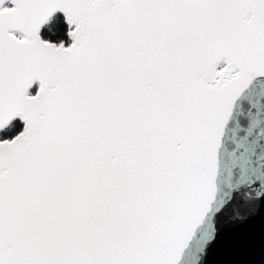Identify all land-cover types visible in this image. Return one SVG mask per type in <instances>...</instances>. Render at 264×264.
I'll return each mask as SVG.
<instances>
[{
	"label": "snow or ice",
	"instance_id": "snow-or-ice-1",
	"mask_svg": "<svg viewBox=\"0 0 264 264\" xmlns=\"http://www.w3.org/2000/svg\"><path fill=\"white\" fill-rule=\"evenodd\" d=\"M264 250V0H0V264H245Z\"/></svg>",
	"mask_w": 264,
	"mask_h": 264
},
{
	"label": "water",
	"instance_id": "water-1",
	"mask_svg": "<svg viewBox=\"0 0 264 264\" xmlns=\"http://www.w3.org/2000/svg\"><path fill=\"white\" fill-rule=\"evenodd\" d=\"M241 232L249 239L247 247L238 255L225 256L214 254L211 259L216 261L239 260L245 264H264V250L261 243V219L259 217L250 221L241 228Z\"/></svg>",
	"mask_w": 264,
	"mask_h": 264
}]
</instances>
